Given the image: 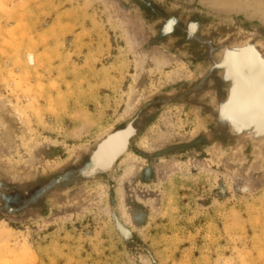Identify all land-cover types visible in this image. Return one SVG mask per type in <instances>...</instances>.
I'll return each instance as SVG.
<instances>
[{
  "label": "rangeland",
  "instance_id": "1",
  "mask_svg": "<svg viewBox=\"0 0 264 264\" xmlns=\"http://www.w3.org/2000/svg\"><path fill=\"white\" fill-rule=\"evenodd\" d=\"M246 46L264 0H0V264H264V119L223 111Z\"/></svg>",
  "mask_w": 264,
  "mask_h": 264
},
{
  "label": "bare ground",
  "instance_id": "2",
  "mask_svg": "<svg viewBox=\"0 0 264 264\" xmlns=\"http://www.w3.org/2000/svg\"><path fill=\"white\" fill-rule=\"evenodd\" d=\"M60 1V0H59ZM45 2V0H44ZM58 2V1H57ZM23 3V2H22ZM38 5V4H37ZM59 7V6H57ZM18 8V7H17ZM29 8V7H28ZM38 8V7H37ZM27 9V8H26ZM16 10V8H15ZM29 10V9H28ZM50 11V10H49ZM73 11V10H72ZM25 12V11H23ZM31 13V12H30ZM50 13V12H49ZM20 14V12H19ZM35 14V13H34ZM14 15V14H13ZM17 15V14H16ZM39 15V14H38ZM81 15V14H80ZM85 15V14H84ZM46 16V15H45ZM48 16V14H47ZM49 17V16H48ZM62 17V16H61ZM80 17V16H79ZM84 17V16H83ZM82 19V18H81ZM25 20V18H24ZM90 20V19H89ZM74 21V20H73ZM41 22V21H40ZM76 22V20H75ZM74 22V23H75ZM22 23V22H21ZM25 23V22H24ZM82 23V22H80ZM5 24V23H4ZM33 24V23H32ZM69 24V22L67 23ZM79 24V22H78ZM77 24V25H78ZM8 25V24H7ZM37 25V24H36ZM55 25V24H54ZM66 25V24H64ZM71 25V24H70ZM74 25V24H73ZM89 25V24H88ZM28 26V25H27ZM72 26V25H71ZM32 27V26H31ZM93 27V26H92ZM26 28V27H25ZM84 28V27H83ZM69 29V28H68ZM85 29V28H84ZM87 29V28H86ZM50 30V29H49ZM82 30V29H81ZM99 30V29H98ZM19 31V30H18ZM53 31V30H52ZM71 31V30H70ZM87 31V30H86ZM96 31V30H95ZM89 32V31H88ZM100 32V31H99ZM30 33H32V31H30ZM56 33V32H55ZM57 33L58 30H57ZM74 33V32H73ZM84 33H87V32H84ZM96 33V32H95ZM33 34V33H32ZM65 34V33H64ZM82 34H83V31H82ZM81 34V35H82ZM98 34V33H97ZM101 34V32H100ZM79 35V34H78ZM84 35V34H83ZM91 35V34H89ZM103 36V34H101ZM31 36V35H30ZM57 36V34H56ZM59 36V35H58ZM96 36V35H94ZM32 37V36H31ZM83 37V36H82ZM92 37V36H91ZM90 37V38H91ZM99 37V36H98ZM81 38V37H80ZM25 39V38H24ZM76 39V38H75ZM27 40V39H26ZM25 40V41H26ZM34 40V39H33ZM44 40V39H43ZM47 40V39H46ZM78 40V39H77ZM45 41V40H44ZM75 41V40H74ZM102 41V39H101ZM100 41V42H101ZM57 42V41H56ZM61 42V41H60ZM76 42V41H75ZM84 42V41H83ZM86 42V41H85ZM91 42V41H90ZM36 43V42H35ZM64 43V42H63ZM62 43V44H63ZM78 42H76V45H77ZM103 43V41H102ZM101 43V44H102ZM38 44V43H37ZM66 44V43H65ZM82 44V43H81ZM99 44V43H98ZM64 45V44H63ZM79 46L80 45V42L78 43ZM83 45V44H82ZM97 45V44H96ZM37 46V45H36ZM59 44L57 45V48L59 49ZM62 46V45H61ZM97 47V46H95ZM7 48V47H6ZM22 48V47H21ZM24 48V47H23ZM56 48V46H55ZM56 48V49H57ZM69 48V47H68ZM77 48V47H76ZM94 48V47H93ZM100 48V47H99ZM55 49V51H56ZM98 49V48H97ZM96 49V50H97ZM81 50V49H80ZM88 50V49H86ZM109 50V49H108ZM93 51V50H92ZM99 51V50H98ZM59 52V51H58ZM97 52V51H96ZM34 53V52H33ZM44 53V51H43ZM47 53V52H46ZM73 53V52H72ZM95 53V52H94ZM86 54V53H85ZM88 55L90 53H87ZM96 54V53H95ZM101 54V53H100ZM71 55V53L69 54ZM74 55V54H72ZM82 56H84L83 54H81ZM91 55V54H90ZM34 56V55H33ZM76 56V55H74ZM80 56V54H79ZM86 56V55H85ZM94 56V55H93ZM96 56V55H95ZM98 56V55H97ZM96 56V57H97ZM36 57H37V54H36ZM40 56H38L39 58ZM90 57V56H88ZM15 58V57H14ZM71 58V57H70ZM227 59V65L229 67V72L235 74V81H234V84H236L235 86L232 87L233 91H234V94H232V99L229 100L227 103L229 105L226 104V106H224L223 108V111L224 112H228V111H231V113L233 115L236 116L237 119H243L244 116L246 117V112L245 111H251L250 114H252V118L253 119H264V85L263 84H260L258 83V79L260 76H262L261 74H264V60L261 59L257 53V51L251 47V46H246V47H243L242 49H238V50H231L229 52H227L226 54V57ZM46 59V58H45ZM54 59V58H53ZM68 60H70L69 58H67ZM99 59V57H98ZM15 60V59H14ZM91 60V59H90ZM85 61V59H84ZM95 61V60H94ZM225 62V60H224ZM223 62V63H224ZM25 63V62H24ZM50 63V62H49ZM63 63V62H62ZM67 63V62H66ZM85 63V62H84ZM83 63V64H84ZM98 63V62H97ZM226 63V62H225ZM45 64V63H44ZM52 64V63H51ZM87 64V63H86ZM94 64V63H93ZM35 65V64H34ZM40 65V64H39ZM61 65V64H60ZM63 65V64H62ZM75 65V64H74ZM77 65V64H76ZM90 66V64L88 65ZM99 67V66H98ZM150 70L152 71L153 69H157V70H162L164 69V65L162 64H150ZM12 68V67H11ZM14 68V67H13ZM33 68V67H32ZM45 68V67H44ZM43 68V69H44ZM53 68V67H52ZM73 68V67H72ZM75 68V66H74ZM90 68V67H89ZM95 68V67H94ZM152 68V69H151ZM64 69V68H63ZM77 69V68H76ZM79 69V68H78ZM98 69V68H97ZM42 70V69H41ZM59 70H60V67H59ZM65 70V69H64ZM63 70V71H64ZM91 70V69H90ZM13 71V70H12ZM33 71V70H32ZM18 72V71H17ZM38 72V71H37ZM79 72V71H78ZM9 73V72H8ZM11 73V72H10ZM62 73V72H61ZM86 73V72H85ZM25 74V72H24ZM46 74H47V71H46ZM44 74V75H46ZM65 74V73H63ZM62 74V75H63ZM20 75V74H19ZM31 75V74H30ZM61 75V76H62ZM74 75V74H73ZM81 75V74H80ZM23 76V74H22ZM58 76V75H57ZM233 76V75H232ZM14 77V76H13ZM20 77V76H19ZM54 77V76H53ZM89 77V76H88ZM97 77V76H96ZM33 78V77H31ZM35 78V77H34ZM46 78V77H45ZM87 78V77H86ZM141 78V77H140ZM44 79V78H43ZM120 79V78H119ZM35 80V79H33ZM37 80V79H36ZM61 80V78H60ZM88 80V79H86ZM113 80V79H112ZM23 81V80H22ZM21 81V82H22ZM31 81V80H29ZM63 81V80H61ZM60 81V82H61ZM90 80H88L87 82H89ZM106 81V80H105ZM37 82H39L37 80ZM43 82V81H42ZM64 82V81H63ZM73 82V81H71ZM96 82V81H95ZM35 83V82H34ZM50 83V82H49ZM76 83V82H75ZM44 84V83H43ZM97 85V84H96ZM36 88V87H35ZM44 88V87H43ZM51 88V87H50ZM25 91L27 92V89L24 88ZM92 89V88H91ZM28 91L30 92V90L28 89ZM32 91V90H31ZM148 91H151V90H148ZM34 92V90L32 91ZM31 92V93H32ZM51 92V91H50ZM55 92V91H54ZM53 92V93H54ZM44 93V92H43ZM57 93V92H56ZM60 93V91L58 92ZM26 94V93H25ZM40 94V93H39ZM42 94V93H41ZM48 94V93H47ZM244 94V95H243ZM28 95V94H26ZM50 95V94H49ZM48 95V96H49ZM52 95V93H51ZM54 95V94H53ZM24 96V95H23ZM32 95H30L31 97ZM40 96V95H39ZM37 97V98H40V97ZM43 96V95H42ZM61 96V95H60ZM238 96L240 98V100L237 101V108H236V104L234 105V100L235 99H238ZM34 97V96H32ZM56 97H57V94H56ZM237 97V98H236ZM45 98V97H43ZM61 98V97H59ZM58 99V98H57ZM43 100V99H42ZM53 101V100H52ZM33 102V101H32ZM58 102V101H57ZM38 103V102H37ZM52 103H55V102H52ZM12 105V104H11ZM54 105V104H53ZM62 106V102L61 104H59ZM38 106V105H37ZM43 106V105H42ZM57 108L59 106H57V104L55 105ZM60 106V107H61ZM40 107V106H39ZM254 107H257V108H254ZM15 108V107H14ZM49 108V106H48ZM53 108V107H52ZM236 108V109H235ZM43 109V108H42ZM254 109H259L256 111V114H253L254 113ZM59 110V109H58ZM31 111V109H30ZM40 112V111H39ZM2 113L4 114V116H9L10 119H8L9 121V126L14 122H16L17 119L21 118L18 114V112H13L12 109H11V106H4L2 107ZM37 113V112H36ZM41 113V112H40ZM39 114V113H38ZM250 117V116H249ZM38 120H39V116L37 117ZM41 118V116H40ZM251 118V117H250ZM249 118V119H250ZM41 120V119H40ZM108 120V119H107ZM37 121V120H36ZM242 121V120H241ZM38 122V121H37ZM36 122V124H37ZM245 121H243L244 123ZM32 123V122H30ZM39 124V123H38ZM259 128V127H257ZM10 130V129H9ZM261 131V130H260ZM264 131V130H263ZM134 133V129L133 127H131L130 129L128 130H125V131H122L121 133H118L117 135H114L108 142L107 144H105L102 149L100 150V155L103 159V165L104 164H108V161L109 159H112L113 158V161L115 160H118L117 158H119L121 155L125 154V152H127V149L129 147V144H127V142L129 141V138L130 136ZM131 134V135H130ZM98 154V152H97ZM99 156V155H98ZM100 157V158H101ZM99 160V159H98ZM110 162V161H109ZM100 164V163H99ZM101 166V165H100ZM263 204V203H261ZM256 209V208H255ZM237 219V217H236ZM240 219V218H239ZM253 220V218H252ZM239 222V221H238ZM259 222V221H257ZM263 222V221H262ZM253 226V225H252ZM237 227V226H236ZM248 227V226H247ZM243 228V227H242ZM258 229V228H257ZM245 230V229H243ZM254 231V229H252ZM247 232V229L245 230ZM244 231V232H245ZM259 231V230H258ZM248 236V234H247ZM259 236V235H258ZM264 236V235H263ZM75 238V237H74ZM247 237H245L246 239ZM254 239V238H252ZM259 241V240H258ZM261 241V240H260ZM252 243V242H251ZM255 244V243H253ZM256 244H258L256 242ZM261 244V242H260ZM262 245V244H261ZM65 248V247H64ZM250 248V247H249ZM256 248V247H255ZM261 248V247H260ZM257 249H258V246H257ZM45 250V249H44ZM253 250V249H252ZM64 251V250H63ZM76 252V251H75ZM252 252V251H251ZM68 254V253H66ZM51 255V254H50ZM53 255V254H52ZM70 255V254H69ZM259 257V256H258ZM56 259L57 258V255L55 257ZM44 259V258H43ZM52 261V260H51ZM78 262V261H77ZM56 263V262H55ZM62 263V262H61ZM68 263V262H67ZM251 263V262H250ZM262 263V262H261Z\"/></svg>",
  "mask_w": 264,
  "mask_h": 264
},
{
  "label": "water",
  "instance_id": "3",
  "mask_svg": "<svg viewBox=\"0 0 264 264\" xmlns=\"http://www.w3.org/2000/svg\"><path fill=\"white\" fill-rule=\"evenodd\" d=\"M211 65H212V63H211ZM210 70H211V67L208 69V71H207V73H206V75L203 77L204 79H206V78H208V77H210ZM106 142H107V140H106ZM106 144V143H105ZM98 147H99V145H98ZM98 147H97V149L95 150V152L93 153V163H94V165H95V155H96V151L98 150ZM95 169H97V167L95 166ZM99 169H101V167H99ZM93 169H91V171H92Z\"/></svg>",
  "mask_w": 264,
  "mask_h": 264
}]
</instances>
